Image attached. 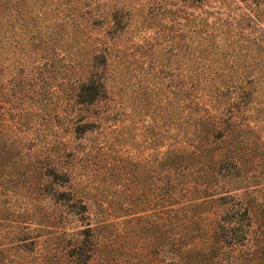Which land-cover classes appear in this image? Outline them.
<instances>
[{
	"label": "trees",
	"instance_id": "trees-1",
	"mask_svg": "<svg viewBox=\"0 0 264 264\" xmlns=\"http://www.w3.org/2000/svg\"><path fill=\"white\" fill-rule=\"evenodd\" d=\"M236 6L0 0V214L21 202L27 251L37 224H67L64 257L87 264L108 222L78 191L71 151L129 109L148 116L150 170L164 177L169 264H264V36ZM45 94L52 125L29 143Z\"/></svg>",
	"mask_w": 264,
	"mask_h": 264
},
{
	"label": "rangeland",
	"instance_id": "rangeland-1",
	"mask_svg": "<svg viewBox=\"0 0 264 264\" xmlns=\"http://www.w3.org/2000/svg\"><path fill=\"white\" fill-rule=\"evenodd\" d=\"M237 1L233 0L235 6L240 7L236 6L237 11L249 16L255 14L259 18L257 23L249 26L243 22V30L264 36V0ZM44 98L42 106L32 109L31 119L37 121V129L27 131L29 143H37L41 131L52 125L51 119L42 121L39 118L41 113H46L44 107L49 102L52 107V99L47 94ZM56 110L54 113H62L61 108ZM125 115L118 116L121 118L118 123L95 127L71 151L74 156L70 163L76 165L74 175L78 191L87 192L86 197L97 220L105 217L108 222L96 226L92 236L95 250L87 264H169L170 256L165 249L167 207L164 177L162 173L156 175L150 170L152 149L145 124L148 116L129 109ZM57 130L60 127L56 125ZM55 131L51 130L50 135ZM20 203L17 199L11 205L13 213L0 214V264H71L64 257L65 236H70L65 233L71 225L37 224L36 229H42L38 232L35 247L26 250L22 241L24 220L19 214L22 210ZM0 207L3 210L1 203ZM33 232L36 233L35 228ZM191 262L189 257L187 263Z\"/></svg>",
	"mask_w": 264,
	"mask_h": 264
}]
</instances>
